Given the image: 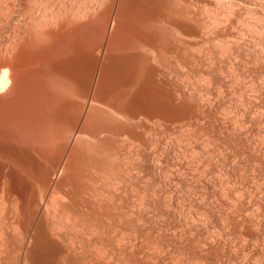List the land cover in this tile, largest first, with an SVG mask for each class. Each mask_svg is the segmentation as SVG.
I'll list each match as a JSON object with an SVG mask.
<instances>
[{
    "label": "rangeland",
    "instance_id": "rangeland-1",
    "mask_svg": "<svg viewBox=\"0 0 264 264\" xmlns=\"http://www.w3.org/2000/svg\"><path fill=\"white\" fill-rule=\"evenodd\" d=\"M84 22L101 50L67 48ZM113 35L103 93L125 110L95 98ZM30 61L69 66L81 109L47 179L1 173L0 264H264V0H0L8 91Z\"/></svg>",
    "mask_w": 264,
    "mask_h": 264
},
{
    "label": "bare ground",
    "instance_id": "bare-ground-1",
    "mask_svg": "<svg viewBox=\"0 0 264 264\" xmlns=\"http://www.w3.org/2000/svg\"><path fill=\"white\" fill-rule=\"evenodd\" d=\"M89 25H90L89 23L84 22V23H80V24L77 23V24H74V26L73 25L71 26L72 29H69L70 31L68 30L70 33L69 38H70L71 42L68 41V43H70V44H67V48H68V45L72 49H74L76 47V48H81L83 50H87L91 45L94 46L95 48H98V49L101 48L102 37L97 38V36H96V38H94V39L92 38L93 40L90 39V37H89L90 26ZM136 32H138V31H136ZM95 35L96 34H94V36ZM133 35H135V34H133ZM138 35H139V37H136V35H135L136 38H134V40L132 38V40H130L129 42L127 41L125 43V46L123 47V49L135 48V45L137 43L138 44L136 46H138L140 44L139 42H136V41H138V39L140 41L146 42L147 38L143 34L142 30H141V32H138ZM110 39L111 40H110L109 45H108V50H109L108 57H107L108 61L103 64L102 70L100 72L98 87H97V90L95 92L96 93L95 98L98 99L99 101L100 100L107 101L108 105H111V108L114 106L116 108V110H125L127 108L124 106V104L126 103V102L124 103L125 97H124V99H122L123 96L120 95L119 92L117 94H115L114 96H111V95L105 96L103 93V89H104L105 82H106V75L109 73L108 62L115 55V51H116V47H117V39L115 38V35H113L112 38H110ZM141 43H143V42H141ZM139 47H140V45L138 46V48ZM72 49H71V51H72ZM63 50H62V52H63ZM65 52H66V50H65ZM62 54H64V53H62ZM26 56H27V54H26ZM27 59H29V58H27ZM14 60H16V59H14ZM19 60H18V62H19ZM19 63H21V61ZM29 63L25 65V67L27 65H28V67H26L27 69L24 73V77H23V73H21L22 74L21 80L17 79L19 76L17 78H15L14 81H16V80H18V81L20 80V81L19 82L17 81L19 84L12 91L11 90L8 91V86L11 83V79L8 75L7 70H5L3 72L1 71L2 73L0 72V92H4V91L7 92L6 94L3 93L0 95V160L2 161V162H0V176H1V173L3 172L6 165L10 166V169L9 168H7V169L14 171L17 168L16 159H19V160L21 159L23 162L35 164L38 167V169L41 168L42 172H43V175H42L43 178L47 179V176L50 174L51 170L55 167H52L53 165H51L52 169H50L49 166H46L44 168L42 161L46 162L47 160H49V157L52 154H54V156H56V157H59L63 154L64 148H65V143L67 142V139H68L67 133L64 130L65 127H64L63 123L65 124L66 122L67 123H69V121L71 122V119H69L68 114H70V111L72 109L80 110L81 107L77 106L79 104H75L76 102H74V99L72 100V98H70L73 95L72 93H74V92H71L72 88L74 89V86H73L72 74H70V71L68 69L69 66H67L65 64H64L65 66L63 64H61V66L58 65L59 66L58 70L57 69L56 70L54 69L55 71L49 70L51 73L46 76V74L44 75L43 71L40 70L39 67L33 69L34 67H33L32 61H30ZM37 64H38V62H37ZM29 65H31V67ZM17 67H18V65H17ZM29 67H30V70L28 69ZM20 68H22V66ZM23 69H24V67H23ZM47 73H48V71H47ZM134 86H135V84L131 85L129 88H132ZM62 87L68 88L69 95L62 93V91L60 90V88H62ZM121 89L123 90V88H121ZM70 94H71V96H70ZM121 94H124V95L128 94V91L126 90V88H125V92L122 91ZM61 109L63 110V112H62V114L58 115V112ZM91 109L92 110H91V113L88 114L89 115L88 119H87L88 121H87V124L85 125V127L86 126L88 127V124L91 122L92 119H95L99 115L105 116L108 113L106 110H103L100 107H93ZM112 110L114 111L115 109H112ZM116 110L114 111L115 113H116ZM108 115H109V113H108ZM99 122L101 123V120ZM100 127H101V129H104L103 126H99V128ZM60 141L64 142L62 147L59 146L60 144H62V143H59ZM73 150H75V149H73ZM70 160L71 159H69V161ZM5 178H6V176H5ZM5 180L7 182V179H5ZM5 180H3V181H5ZM42 184H44V183H42ZM36 186H37V184L35 185V187ZM50 188L52 189L51 186H50ZM54 188L55 187H53V189ZM77 190L79 191V189H77ZM2 192H4V191H2ZM57 192H58V190H57ZM57 192H54V194L53 193H51V194L55 195V193H57ZM45 193H42L40 191V194L41 195L43 194V196ZM49 195H50V193H49ZM43 198L41 196V199H43ZM52 198L53 199L55 198V200H53ZM52 198H51L52 202H55V201L56 202L53 204V206L51 205L52 202L48 206H52L53 210H54L56 208V205H57V196L56 195H55V197L52 196ZM64 198H65V196H64ZM64 198H62V200ZM81 198H83V196H81ZM44 199H46V197ZM68 199H70V198H68ZM10 200L12 201L13 199H10ZM7 201H9V200H7ZM47 201H49V200L47 199ZM65 201H63V202H65ZM65 203L61 204V206L65 205V207L67 206L66 209H68L69 205H66ZM67 203L70 204L69 202H67ZM2 205H4V204H2ZM38 207H40V206L38 205ZM49 208L50 207H48L47 209H49ZM51 209L52 208L49 209L50 211L48 210L50 213H51ZM69 209H71V208H69ZM88 209H90V207ZM0 215H1V212H0ZM69 220L70 219H68V221ZM69 223H71V222L69 221ZM69 223H68V225L71 226V224H69ZM65 225H66V223H65ZM66 228H67V226H66ZM60 229H63V228H60ZM62 231L60 230V232H62ZM58 233H59V231H58Z\"/></svg>",
    "mask_w": 264,
    "mask_h": 264
}]
</instances>
